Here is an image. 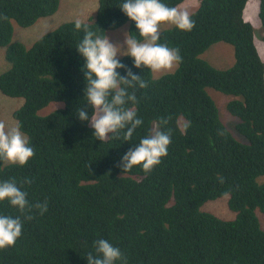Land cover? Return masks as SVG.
Listing matches in <instances>:
<instances>
[{"label": "trees", "instance_id": "16d2710c", "mask_svg": "<svg viewBox=\"0 0 264 264\" xmlns=\"http://www.w3.org/2000/svg\"><path fill=\"white\" fill-rule=\"evenodd\" d=\"M185 1L161 0L169 7ZM123 2L100 0L96 14L79 22L107 38L128 25L129 35L142 39L119 8ZM248 2L200 0L191 32L163 30L158 43L182 57L174 72L155 77L130 56L117 58L125 65L117 69L121 77L130 70L148 84L129 89L138 103L126 105L143 123L130 141L122 131L101 142L77 114L83 108L91 118L94 111L76 49L84 28L68 17L28 47L15 39V26L59 17L61 0H0V48L10 63L0 94L22 100L13 118L35 150L25 166L0 159V182L16 180L31 204L48 202L43 215L21 217L22 235L0 250V264H88L99 239L118 247L127 264H264V61L245 17ZM259 18L264 43V0ZM220 42L234 49L227 69L204 58ZM213 91L228 98V113L238 120L233 130ZM154 130H171L167 156L150 173L139 166L125 173L123 156ZM224 197L229 216L206 207ZM0 215L20 213L4 201Z\"/></svg>", "mask_w": 264, "mask_h": 264}, {"label": "clouds", "instance_id": "9594fccd", "mask_svg": "<svg viewBox=\"0 0 264 264\" xmlns=\"http://www.w3.org/2000/svg\"><path fill=\"white\" fill-rule=\"evenodd\" d=\"M179 7H169L161 0H124L119 8L129 20L135 22L142 39L126 34L124 44L127 51L123 53L120 52V46L110 43L106 35H96L88 30L87 25L76 22V29L83 27L85 31L76 49L86 62L82 69L87 84L85 100L94 110L91 118L83 108H79L77 114L82 122L90 124L96 139L102 142L109 139L110 135L120 139L123 131V139L130 141L137 127L143 123L137 117L136 110L126 105L138 103L135 91L129 92V89H135L137 85L146 88L148 84L130 70L125 77H121L117 69H124L125 65L117 59L118 54L130 56L136 68L143 66L153 73L171 71L182 63L178 48L158 43L162 24L174 25L183 32H191L195 28L190 13ZM161 123L167 124L168 120H162ZM170 144L171 130H154L153 134L143 137L137 147L123 156V171L126 173L139 166L145 173H150L167 156ZM34 154V148L19 125L7 127L0 121V159L25 166ZM23 183L31 184L32 181L26 179ZM26 197L27 192L17 186L16 180L0 182V202L8 201L20 213L16 218L0 215V250L13 247L21 237L24 226L21 217L32 220L34 211L40 215L48 211L47 200L31 204ZM94 246L97 255L90 252L88 264H115L117 261L127 264L121 250L110 242L99 239L94 242Z\"/></svg>", "mask_w": 264, "mask_h": 264}, {"label": "rangeland", "instance_id": "374dc122", "mask_svg": "<svg viewBox=\"0 0 264 264\" xmlns=\"http://www.w3.org/2000/svg\"><path fill=\"white\" fill-rule=\"evenodd\" d=\"M100 0H61V7L63 8L62 14L59 17L40 19L36 25L31 28H22L18 25L15 26V39L21 41L28 47H31L39 37L44 33L51 31L55 28L59 22L68 20V17L78 21H85L92 15L96 14L98 10ZM200 0H186L179 9L187 10L189 13L193 12L199 5ZM57 15V14H56ZM246 19L251 22L256 31V46L259 54L264 61V43L261 40L262 26L259 18V0H249L246 10ZM174 25L162 24L160 33L163 30L169 29ZM124 29V30H123ZM129 35V26H123L122 28L110 32L109 41L113 45L120 46V52H126L127 47L124 44L125 36ZM124 55L118 54L117 58ZM204 58L209 61L213 66L219 69H227L234 64V49L232 46L226 43H217L213 45L205 54ZM10 67V63L6 59V50L0 48V74H3ZM177 67H174L171 71L154 73L155 77H160L164 74L174 72ZM211 95L215 99L220 113H222V119L225 124L230 128L234 129L237 124V119L233 117L226 108L228 98L218 92H211ZM22 104L21 99L9 98L3 94H0V121L4 122L7 127L17 126L16 121L13 118V112L20 107ZM8 162V161H7ZM10 163V162H8ZM228 197H224L217 201L209 202L206 206L209 210L216 214H223L224 217L229 216L227 208ZM264 227V220L262 221Z\"/></svg>", "mask_w": 264, "mask_h": 264}]
</instances>
